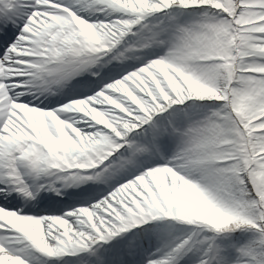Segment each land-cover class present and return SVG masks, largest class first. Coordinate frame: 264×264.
<instances>
[{
    "label": "snow or ice",
    "instance_id": "1",
    "mask_svg": "<svg viewBox=\"0 0 264 264\" xmlns=\"http://www.w3.org/2000/svg\"><path fill=\"white\" fill-rule=\"evenodd\" d=\"M0 264H264V0H0Z\"/></svg>",
    "mask_w": 264,
    "mask_h": 264
}]
</instances>
